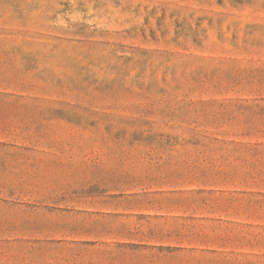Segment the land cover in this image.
Returning a JSON list of instances; mask_svg holds the SVG:
<instances>
[{
    "label": "rangeland",
    "instance_id": "374dc122",
    "mask_svg": "<svg viewBox=\"0 0 264 264\" xmlns=\"http://www.w3.org/2000/svg\"><path fill=\"white\" fill-rule=\"evenodd\" d=\"M0 264H264V0H0Z\"/></svg>",
    "mask_w": 264,
    "mask_h": 264
}]
</instances>
